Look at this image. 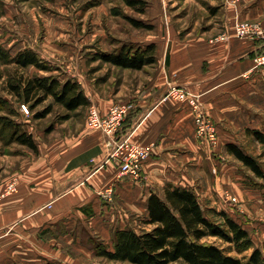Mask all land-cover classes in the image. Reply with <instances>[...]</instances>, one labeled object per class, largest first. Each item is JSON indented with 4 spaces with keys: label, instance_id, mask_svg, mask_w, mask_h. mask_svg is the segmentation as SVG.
Instances as JSON below:
<instances>
[{
    "label": "crops",
    "instance_id": "obj_1",
    "mask_svg": "<svg viewBox=\"0 0 264 264\" xmlns=\"http://www.w3.org/2000/svg\"><path fill=\"white\" fill-rule=\"evenodd\" d=\"M147 1V19L160 29L146 41L158 46L157 75L123 98L89 92L102 115L115 104L132 103L113 137L86 121L48 142L34 139L38 151L11 162L17 192L0 205V264H88L95 252L90 237L110 240L116 229H135L132 219L147 217L152 193L163 198L169 187L193 190L206 201L203 208L228 214L245 211L242 200L262 204L260 193L243 183L227 148L249 140L251 131L264 133V66L255 62L264 52V37L241 39L234 32L238 20L264 26L262 11L249 2L224 4L222 30L183 36L171 30L168 0ZM169 84L198 97L216 126V145L200 143L193 108L166 98ZM125 135L151 147L139 179L120 176V160L110 157ZM6 181H0V194Z\"/></svg>",
    "mask_w": 264,
    "mask_h": 264
},
{
    "label": "rangeland",
    "instance_id": "obj_2",
    "mask_svg": "<svg viewBox=\"0 0 264 264\" xmlns=\"http://www.w3.org/2000/svg\"><path fill=\"white\" fill-rule=\"evenodd\" d=\"M241 2H249L250 5L257 6L262 11L261 20H264V0H239L235 5L228 0H168L167 10L171 17V30L180 31L183 36H186L187 32L222 30L224 4L238 6ZM114 8L127 17L150 22L147 19L148 11L145 15L137 14L119 0H0V45L12 55L25 49L34 50L54 69L51 74L57 75L61 81L67 79L78 81L87 97L91 92L98 97L118 94V97L123 98L134 85L150 83V79L155 78L159 67L158 46L157 63L146 66L143 70L113 66L99 60L97 58L99 53H113L124 45L135 48L146 47L150 44L146 41L159 36L160 29L155 25L152 31L137 29L123 16L113 15ZM151 10L154 11V7ZM18 74L31 77L50 75V73H44L35 67L20 69L15 64L5 65L0 62V98L6 101L0 116L5 115L21 125L38 142H48L57 133L63 135L71 129L78 130L87 121L89 106L94 104L71 114L70 119L63 120L68 114L67 111L61 106L54 105L51 98L37 107L36 111H43L49 105H53V111L46 118L36 120L29 106H26L28 113L23 108L25 105L7 92L8 82ZM124 101L127 99L124 98ZM200 143L204 144L201 141ZM238 147L255 157L264 170V144L255 137H250L249 140L241 141ZM28 151L32 152L16 143L7 144V138L0 136V181H6L8 178L9 181L13 180L14 177L10 174L11 162L26 155ZM233 164L243 183L259 192L263 202L257 204L256 201L242 200L245 211L239 212L237 208L228 209L229 215L248 230L254 247L259 248L264 254V179L257 178L238 160ZM199 200L201 204L206 203L203 199ZM204 210L212 219H219L215 214V211L218 212L217 209L205 207ZM132 226L140 231L141 218L132 219ZM207 241L217 244L239 258H244L253 251L251 249L240 254L233 246L220 239L209 238ZM110 243L112 238L102 240L90 237L88 244L95 252L92 261L88 264H130L108 261L97 255L99 244L110 247Z\"/></svg>",
    "mask_w": 264,
    "mask_h": 264
},
{
    "label": "trees",
    "instance_id": "obj_3",
    "mask_svg": "<svg viewBox=\"0 0 264 264\" xmlns=\"http://www.w3.org/2000/svg\"><path fill=\"white\" fill-rule=\"evenodd\" d=\"M119 1L140 15H145L149 8L147 0ZM112 14L123 16L137 29H155L154 25L127 17L116 8L112 9ZM156 51L155 43L137 48L124 45L113 53H99L97 58L122 69L143 70L146 66L157 63ZM0 62L5 65L15 64L20 69L35 67L44 73H50L31 77L18 74L7 85L8 94L19 103L29 106L36 120L46 118L53 111V105L43 111H36L37 107L50 98L54 105L67 111L63 120L70 119L71 114L84 110L91 104L78 81H61L57 75L51 74L54 69L32 49L12 55L0 45ZM5 105L6 101L0 98V111ZM251 134L264 144L263 132L254 130ZM0 136L7 138V144L16 143L34 152L38 151L33 135L5 115L0 116ZM227 148L257 178L264 179V170L255 157L236 144H229ZM215 214L219 219L208 216L193 190L169 187L163 198L156 193L150 196L148 215L141 219L140 231L133 228L116 229L112 235L113 249L99 244L97 255L108 261L130 264H264V254L254 247L248 230L225 211H215ZM209 238L230 244L240 254L251 249L253 251L244 258L235 257L217 244L208 242Z\"/></svg>",
    "mask_w": 264,
    "mask_h": 264
},
{
    "label": "built area",
    "instance_id": "obj_4",
    "mask_svg": "<svg viewBox=\"0 0 264 264\" xmlns=\"http://www.w3.org/2000/svg\"><path fill=\"white\" fill-rule=\"evenodd\" d=\"M234 5L239 0H228ZM235 35L241 39H261L264 37V26L260 22L238 21L235 23ZM258 66H264V52L255 58ZM166 98L183 103H190L195 113L196 133L202 143L216 145L218 141L217 129L206 113L201 109L199 99L193 96L188 88L176 84H169ZM132 103H118L111 107L106 115H102L96 105L89 106L87 124L95 131H100L108 137L116 135L123 127L124 121L131 111ZM27 110L26 106L23 107ZM29 113V112H28ZM152 155L151 147H143L132 143L127 135L118 141L110 157L120 160V176L130 175L136 179L141 177L143 166ZM17 192V181H9L0 194V205L5 197ZM112 193V191H109Z\"/></svg>",
    "mask_w": 264,
    "mask_h": 264
}]
</instances>
